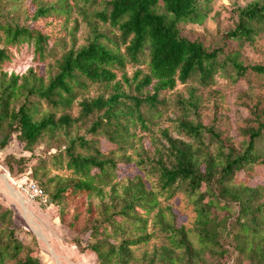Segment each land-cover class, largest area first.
<instances>
[{
    "label": "trees",
    "instance_id": "trees-1",
    "mask_svg": "<svg viewBox=\"0 0 264 264\" xmlns=\"http://www.w3.org/2000/svg\"><path fill=\"white\" fill-rule=\"evenodd\" d=\"M211 1L0 0V64L9 59L7 46L30 41L34 62L22 74L0 70V150L11 136L30 152L42 140L63 141L62 149L38 159L30 177L45 194L42 205L57 208L69 242L91 251L93 264H224L230 253L239 257L235 264L264 260V183L255 178L259 171L264 178V155L256 146L264 136V61L247 62L238 52L244 44L264 52L258 42L264 39V0L231 8L236 19L210 47L184 27L200 25ZM74 4L87 26L77 45L79 22L69 18ZM144 50L147 72L135 68L127 77L126 64H141ZM48 59L53 65L47 68ZM225 66L247 85L233 105L222 103L217 91L208 108L191 95L178 99L183 114L177 128L185 139L163 130L164 142L134 162L143 175L128 177L118 191V165L131 162L124 152L133 143L131 129L146 128L142 106L159 103L161 92L192 75L210 86ZM151 82V93L141 95ZM91 85L100 91L82 97ZM5 158L8 174L12 163L24 160ZM50 168L69 174L48 175ZM149 224L166 244L137 254L151 239ZM35 249L34 235L0 205V264H45Z\"/></svg>",
    "mask_w": 264,
    "mask_h": 264
},
{
    "label": "rangeland",
    "instance_id": "rangeland-1",
    "mask_svg": "<svg viewBox=\"0 0 264 264\" xmlns=\"http://www.w3.org/2000/svg\"><path fill=\"white\" fill-rule=\"evenodd\" d=\"M248 1L250 0H212L210 3V12L203 22L200 25H185L184 32H189L192 37L199 36L203 39L206 46L209 45L211 47L212 45L220 43L223 37L222 32L230 27L236 19L231 8L234 6H243ZM29 2L30 0H25L24 3ZM29 9L32 11L33 4L29 6ZM158 10L160 11L161 7L158 8ZM69 18L70 20L74 18L79 22L78 31L75 33L76 45L83 43L87 36V26H85L81 16L77 12L75 4L69 13ZM68 25H70V23H68ZM260 41H262L264 46V39H258V42ZM7 50L9 59L0 64V70L5 71L7 74L10 72L22 74L27 67L34 65L32 41L15 46H7ZM60 51V49H57V52ZM238 52L247 62L254 63L264 61V52L257 53L245 44L239 48ZM147 60V51L144 50L141 56V64H137L136 66L126 64V76L130 77L135 68L140 69L141 74L146 73L148 70ZM48 65H53V59H48L45 62V67L48 68ZM51 70H53V68ZM120 74L119 71L116 72V79H120ZM152 83L153 82L143 89L141 95L145 92L151 93ZM251 85L253 88L252 91H257L259 89L253 79ZM246 87L245 79L236 78L230 66H225L223 70L217 71L213 83L210 86H201L198 84L196 76L192 75L185 83H176L173 89L161 92L157 97V99L160 100L159 103L156 102L155 105L144 104L142 106V111L146 118V128L143 129L139 127V125H136L135 128L131 129V132L134 134V137L130 139V141H133L132 146H127L124 149L125 155H129L131 162L118 165L116 177L114 179L117 190L119 191L121 189V186L126 183L128 177L136 174L143 175L142 170L135 165L134 162L144 157L142 155L144 151L151 152L153 146H158L160 143L164 142L162 136L163 130H166L170 136L182 137L185 139L183 133L179 132L177 128L178 120L181 119L183 114L182 105L177 102L178 99H186L188 95H191L202 108H208L211 96L217 91L222 103L233 105L238 90ZM98 91H100V88L96 85H91L81 93V96L92 97L96 95ZM77 101L78 98L72 103L69 109L71 115H75L78 111ZM240 112L241 116L245 115L243 109H240ZM189 115L190 113L188 116ZM62 146V140L60 141V145H57L54 141L46 143L42 140L33 148L32 152H30L23 150L21 144L11 136L6 147L0 150V205L11 209L14 222L19 225L22 230H26L34 235L36 240L35 254L39 257L40 262L45 264H93L95 257L91 251H81L79 247L69 242L66 229L59 224L57 208L52 204L43 206L37 197H33L28 193H23L21 190L24 183L30 180H34L37 183V179L30 177V171L38 165V159L47 158L48 153H52L57 149H62ZM256 146L264 155V136L261 141L257 142ZM151 154L152 153H147L148 157H150ZM8 155L14 158H24L21 166L12 163V169L9 171V174L6 171L5 160H3V158ZM141 167L142 169H147L148 164H141ZM56 173L65 176L69 174V171L50 168L48 175H54ZM258 174L259 175H256L255 178L264 183L263 174L260 171ZM148 179L152 183L156 180L152 174H149ZM6 183L9 185L8 187ZM103 190L105 192L108 191V187H104ZM83 198L84 200L86 199L85 197ZM90 199L93 204L98 202L95 197H91ZM176 202L175 200V203ZM161 205H164L163 201H161ZM173 208L178 215L179 221H184V214L178 213L180 207L176 208L173 206ZM148 231L151 234V239L148 245L136 252L137 254H140L143 250L149 252L153 246L166 244L163 234L152 224L148 225ZM86 238L87 235L83 237V241H85ZM238 260L239 257L233 256V253H230L229 260L224 262V264H235ZM260 264H264V260Z\"/></svg>",
    "mask_w": 264,
    "mask_h": 264
},
{
    "label": "built area",
    "instance_id": "built-area-1",
    "mask_svg": "<svg viewBox=\"0 0 264 264\" xmlns=\"http://www.w3.org/2000/svg\"><path fill=\"white\" fill-rule=\"evenodd\" d=\"M23 193H28L33 197H37L41 203L45 201V194L42 189L33 181H28L24 183V186L21 187Z\"/></svg>",
    "mask_w": 264,
    "mask_h": 264
},
{
    "label": "crops",
    "instance_id": "crops-1",
    "mask_svg": "<svg viewBox=\"0 0 264 264\" xmlns=\"http://www.w3.org/2000/svg\"><path fill=\"white\" fill-rule=\"evenodd\" d=\"M4 178H5V176H4ZM6 180V179H5ZM6 185H7V187L9 186L7 183H6Z\"/></svg>",
    "mask_w": 264,
    "mask_h": 264
}]
</instances>
